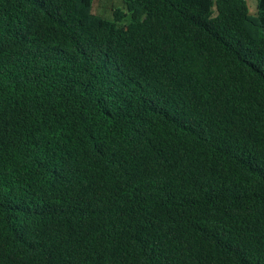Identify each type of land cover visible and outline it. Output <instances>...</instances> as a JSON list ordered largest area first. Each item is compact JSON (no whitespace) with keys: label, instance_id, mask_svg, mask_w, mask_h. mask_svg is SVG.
<instances>
[{"label":"trees","instance_id":"obj_1","mask_svg":"<svg viewBox=\"0 0 264 264\" xmlns=\"http://www.w3.org/2000/svg\"><path fill=\"white\" fill-rule=\"evenodd\" d=\"M0 0V264H264V0Z\"/></svg>","mask_w":264,"mask_h":264},{"label":"rangeland","instance_id":"obj_2","mask_svg":"<svg viewBox=\"0 0 264 264\" xmlns=\"http://www.w3.org/2000/svg\"><path fill=\"white\" fill-rule=\"evenodd\" d=\"M250 12H257V0H248ZM124 9L123 0H96L93 5V13L105 19L113 20L114 9Z\"/></svg>","mask_w":264,"mask_h":264}]
</instances>
